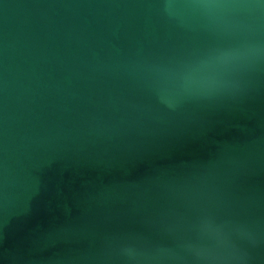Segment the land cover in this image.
Here are the masks:
<instances>
[{
  "label": "water",
  "instance_id": "95a60500",
  "mask_svg": "<svg viewBox=\"0 0 264 264\" xmlns=\"http://www.w3.org/2000/svg\"><path fill=\"white\" fill-rule=\"evenodd\" d=\"M0 264H264V0H0Z\"/></svg>",
  "mask_w": 264,
  "mask_h": 264
}]
</instances>
